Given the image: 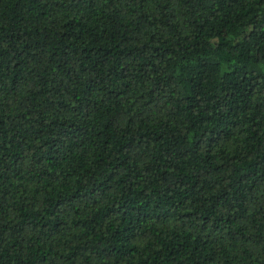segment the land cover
Returning <instances> with one entry per match:
<instances>
[{
	"label": "trees",
	"instance_id": "1",
	"mask_svg": "<svg viewBox=\"0 0 264 264\" xmlns=\"http://www.w3.org/2000/svg\"><path fill=\"white\" fill-rule=\"evenodd\" d=\"M0 264H264V0H0Z\"/></svg>",
	"mask_w": 264,
	"mask_h": 264
}]
</instances>
